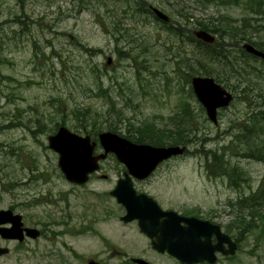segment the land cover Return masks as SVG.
Instances as JSON below:
<instances>
[{
	"label": "rangeland",
	"instance_id": "obj_1",
	"mask_svg": "<svg viewBox=\"0 0 264 264\" xmlns=\"http://www.w3.org/2000/svg\"><path fill=\"white\" fill-rule=\"evenodd\" d=\"M153 7L169 21L180 22L178 34L153 19ZM244 15L240 7L201 0H0V208L14 207L29 225L44 230L29 241L24 264H86L90 258L99 264H134L130 258L139 256L155 264H177L168 254L152 251L135 221L119 220L124 208L109 191L124 166L113 154L101 161L99 175L75 185L58 169L47 135L61 121L81 135L85 128L101 132L109 127L125 137L129 123L170 129V117L177 119L185 104L192 112L187 115L197 120L193 143H185L183 155L161 163L133 185L164 209L229 230L238 243L248 245L243 250H251L249 264H264L261 228L247 226L239 236L233 224L238 215L248 220V209L236 203L257 189L264 163L228 153L236 151L234 136L244 122L264 113V64L247 59L245 83L219 82L232 99L219 107L213 124L189 91L183 63L193 60L194 47L180 32L187 17L209 22L228 18L242 25ZM244 28L246 35L264 39V26L260 32ZM95 83L106 90L105 97ZM86 108L91 116L76 113L87 114ZM262 131L264 138V124ZM90 138L99 152L97 136ZM220 151L242 171L236 186L228 175L205 166Z\"/></svg>",
	"mask_w": 264,
	"mask_h": 264
},
{
	"label": "water",
	"instance_id": "obj_2",
	"mask_svg": "<svg viewBox=\"0 0 264 264\" xmlns=\"http://www.w3.org/2000/svg\"><path fill=\"white\" fill-rule=\"evenodd\" d=\"M153 11L160 19L168 20V16L161 10L153 8ZM193 34L207 43L215 40L214 35L204 29H196ZM242 46L247 52L264 59V51L250 43H244ZM109 62L108 57L107 63ZM190 83L208 118L216 124L217 108L229 104L232 99L231 92L210 76L194 75ZM98 141L102 152L94 154L96 142L91 141L89 135L77 134L63 125L47 136L48 147L57 153V165L69 182L76 184L86 182L89 173L98 169V161L104 159L110 152L125 165L124 177L117 181L110 194L125 207L126 211L121 220L128 222L136 219L140 231L152 239V247L157 251H167L183 264L203 260L212 262L216 251L226 254L233 252L235 243L220 230L218 224L195 216H181L173 210H162L151 197L143 193L137 194L133 188L129 175L137 179L146 177L162 160L182 154L184 146L134 143L111 131L100 132ZM4 220H10L12 226L6 230L0 228V234L5 238L22 240L21 215L13 214L10 209H1L0 222ZM25 231L31 238L39 234V231L32 227L25 228ZM212 234H215L214 243L211 239ZM223 243L230 246L228 250L220 247ZM6 250L0 248V253ZM133 261L138 264H150L138 258ZM87 264L97 263L88 260Z\"/></svg>",
	"mask_w": 264,
	"mask_h": 264
},
{
	"label": "trees",
	"instance_id": "obj_3",
	"mask_svg": "<svg viewBox=\"0 0 264 264\" xmlns=\"http://www.w3.org/2000/svg\"><path fill=\"white\" fill-rule=\"evenodd\" d=\"M201 1L207 4H224L232 7H240L245 12L246 16L244 15L241 17L243 22L242 25L228 18L216 19V22H209L197 19L195 21H189L187 17V21H185L182 26L184 29H181L180 32L182 31L186 34L187 41L189 44L193 45L194 50L192 56L193 60L187 64L183 63V67L185 66L187 69L184 71V74L189 78L191 75L195 74L212 76L217 82H221L224 85L231 80L236 82L235 84L245 83L248 73L244 66L247 64V59L259 60L262 64H264V60L247 53L242 48L241 44H239V40H247L255 47L264 51V39H255L252 34L246 35L247 33L244 31V26H249L257 32L263 30L261 29L264 26L261 24V18H264V0ZM151 14H153L152 11ZM152 16L154 20H158L154 15ZM250 21H255V23L252 25ZM194 22L197 23L199 28L215 33V41L209 44L196 39L193 35V30L196 28ZM179 23L180 22L177 21H168L167 23L163 22L162 26L171 34H178V27L176 25H179ZM183 33H180L181 37ZM240 77L242 78L240 79ZM95 84L99 90V96L105 97L106 90L102 89L99 83ZM235 84L233 83L231 86H235ZM189 88L191 93L192 89L191 87ZM188 110L191 115V109L188 104H185L181 110V115H177V119L173 116L170 117L169 122L172 123V128L170 129H163L155 123H139L138 125L129 123L124 136L136 143H149L152 145H184L188 141H192L193 143V138L195 136L193 130L195 129L194 125L197 120L195 119L196 121L194 122L191 117L187 115ZM86 111L87 114L80 110H77L76 113L91 116L89 115L90 110H88V108H86ZM250 118H252V120L247 119L241 126V131L234 136L236 140V151H228V153L229 155L235 154L238 157H251L264 163V138L261 137L263 132L264 113ZM59 125H64V122H55L53 125V132ZM50 129L52 128L50 127ZM107 129L110 130L109 127H107ZM99 132L100 130L94 127L88 130L87 128L84 129V133L89 134L93 138H96ZM165 140H169L170 142L167 143ZM224 152L225 151H220L219 154H212L210 160L206 159L205 166L207 170L215 171L219 175H228L230 177V184L236 186L238 180L242 178V171L238 169L237 166L228 164V161L224 159ZM236 204L240 208H247L249 213L247 221H245L244 216L241 217V215H238L234 219L233 224L237 227V234L241 235L246 232L247 226L254 228L259 227L261 228L260 231L264 232V177L255 191L239 198Z\"/></svg>",
	"mask_w": 264,
	"mask_h": 264
},
{
	"label": "flooded vegetation",
	"instance_id": "obj_4",
	"mask_svg": "<svg viewBox=\"0 0 264 264\" xmlns=\"http://www.w3.org/2000/svg\"><path fill=\"white\" fill-rule=\"evenodd\" d=\"M124 172V171H122ZM107 175V174H102ZM108 176H105V179ZM10 208V207H8ZM13 212H16L13 210ZM12 226V222L10 220H4L0 222V228L8 229ZM22 226H31L29 225L25 219L22 217ZM223 230V229H222ZM215 236L212 235V241L214 242ZM236 241V245L234 246V250L232 253H223V252H215L214 253V260L212 262L203 260L196 264H249L250 257L253 256L251 250L246 249L243 250V248H247L248 245H243L241 243L237 242V239H234ZM30 239L25 236L23 241H18L16 239H7L4 238L0 234V247H7L8 251L4 253H0V264H24L25 261L28 259V244ZM221 248L228 250L229 245L227 243L221 244ZM157 255H164L166 253H158L155 250H152ZM139 258H143L150 262L151 264H155L152 259H148L144 256H139ZM177 264H182L180 261L174 259Z\"/></svg>",
	"mask_w": 264,
	"mask_h": 264
}]
</instances>
